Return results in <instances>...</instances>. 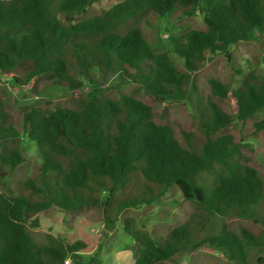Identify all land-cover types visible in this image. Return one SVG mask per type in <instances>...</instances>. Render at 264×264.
Listing matches in <instances>:
<instances>
[{"label": "trees", "instance_id": "obj_1", "mask_svg": "<svg viewBox=\"0 0 264 264\" xmlns=\"http://www.w3.org/2000/svg\"><path fill=\"white\" fill-rule=\"evenodd\" d=\"M100 1L0 0V76L15 71L12 80L18 86L45 78L70 91L83 86L82 78L93 84L73 106L31 107L18 122L0 93V162L12 171L23 163L16 144L1 143L22 135L35 143L42 161L37 179L20 183L19 194L0 193V264H65L68 259L79 264V254L89 249L85 242L50 235L44 244L33 239L38 214L49 208H95L104 224L114 225L124 211L156 202L172 187L192 211L165 236L138 227L132 217L121 221L134 242L127 247L134 264H162L201 246L222 250L233 264H249L247 248L264 249V216L249 215L264 198V182L245 145L223 131L234 120L246 123L264 110V77L248 73L234 90L207 78L209 96L203 102L195 76L218 53L225 54L233 73H243L228 50L264 34V0H124L84 17ZM198 11L203 30L173 34V20ZM150 15L167 20L182 70L168 53H155L145 38L141 22ZM94 70L116 74L145 99L127 88L101 89ZM187 88L196 98L197 133L181 130L178 137L171 126L155 121L153 104ZM225 98L234 101L235 115L218 105ZM253 129L255 136L264 135V116ZM233 212L247 223L224 224L208 233L216 219Z\"/></svg>", "mask_w": 264, "mask_h": 264}, {"label": "rangeland", "instance_id": "obj_2", "mask_svg": "<svg viewBox=\"0 0 264 264\" xmlns=\"http://www.w3.org/2000/svg\"><path fill=\"white\" fill-rule=\"evenodd\" d=\"M122 1L124 0H101L93 4L84 17L108 10ZM141 23L143 34L154 52L168 53L174 66L182 70V62L172 53L167 20L157 19L150 15L146 22L142 20ZM172 23L177 25V32L173 33L174 35L187 30L204 29L201 11H198L192 18L173 20ZM228 52L232 56L235 69L243 73H233L225 54L210 55L195 76L196 84L201 87L199 89L202 96L201 101L207 102L209 96L206 86L207 78L214 77L234 90L246 80L248 73L264 77V34L255 41L239 42L231 46ZM14 74L15 71L0 76V93L3 95L6 109L15 122L19 121L18 116L24 110L38 105L50 109L56 106L71 107L76 100L85 96L93 88V84L83 78V86L76 91H70L63 85H51L49 79L45 78H36L26 86H18L12 80ZM93 74L96 76V84L103 90L114 91L127 88L128 92L145 99L137 86L123 85L116 74L102 75L98 70H94ZM217 103L226 113L235 115V104L231 98H225ZM195 106L196 98L191 88H187L184 92L175 90L164 102L153 104L155 121L171 126L178 137H180L181 130L196 134L198 117ZM263 116L264 110L258 112L246 123L234 120L223 133H232L245 145V155L260 172L264 182V135L255 136L253 134V123ZM1 143L16 144L24 161L13 171L0 162V193L19 194L21 192L20 183L28 178L36 180L38 177V168L42 163L39 151L35 143L29 141L24 135L14 141L5 140ZM191 211V206L181 198L179 190L172 187L156 202L124 211L114 225L109 226L104 224L101 214L95 208H84L74 212L49 208L37 215L39 227L31 229V235L38 244L46 243L49 235L61 238L68 243L85 242L89 249L79 254L77 259L79 264H134L135 257L131 251L127 250L128 246L133 247L134 242L123 230L121 221L124 217H132L138 227L152 235L165 236L185 222ZM249 215L253 219H260V216H264V198L251 208ZM233 223L246 224L247 221L233 212L224 218L216 219L208 233L215 234L224 224ZM247 261L249 264H264V249L247 248ZM68 262V264H76L72 259H68ZM162 264H233V262L222 250L201 246L193 252L176 254Z\"/></svg>", "mask_w": 264, "mask_h": 264}, {"label": "built area", "instance_id": "obj_3", "mask_svg": "<svg viewBox=\"0 0 264 264\" xmlns=\"http://www.w3.org/2000/svg\"><path fill=\"white\" fill-rule=\"evenodd\" d=\"M69 262H68V260L67 261H65V264H68Z\"/></svg>", "mask_w": 264, "mask_h": 264}]
</instances>
